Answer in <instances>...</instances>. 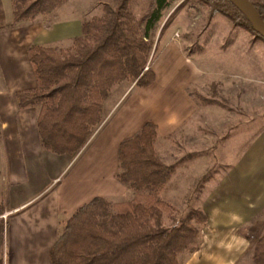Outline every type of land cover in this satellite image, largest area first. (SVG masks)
Wrapping results in <instances>:
<instances>
[{
  "label": "trees",
  "instance_id": "16d2710c",
  "mask_svg": "<svg viewBox=\"0 0 264 264\" xmlns=\"http://www.w3.org/2000/svg\"><path fill=\"white\" fill-rule=\"evenodd\" d=\"M65 1L9 0L11 23L45 17ZM174 1L149 0L145 12L135 19L132 0H111L98 16L81 22L80 35L68 48H26L35 86L16 92L14 99L18 110L36 109L35 127L44 152L55 156L80 152L101 123L102 104L113 86L127 82L144 89L153 83V38L163 12ZM186 1L215 10L264 43L228 1ZM248 1L264 23V0ZM157 139L156 125L145 122L119 142L113 179L131 192V198L115 202L93 197L59 220L48 255L51 264H180L178 255L197 250L193 243L207 217L193 208L178 216L161 198L175 167L159 158ZM2 212L0 206V215ZM262 221L264 224V211ZM239 234L250 241L245 233ZM251 262L264 264V234L252 243Z\"/></svg>",
  "mask_w": 264,
  "mask_h": 264
},
{
  "label": "crops",
  "instance_id": "0c3cea01",
  "mask_svg": "<svg viewBox=\"0 0 264 264\" xmlns=\"http://www.w3.org/2000/svg\"><path fill=\"white\" fill-rule=\"evenodd\" d=\"M60 6L32 22L12 24L10 2L0 0V202L2 214L8 213L0 215V264H51L59 220L91 198L113 199L123 188L113 179L119 142L145 122L156 125L158 138L169 134L197 109L186 91L198 68L165 39L151 65L153 83L134 88L140 92L138 104H128L127 97L79 158L44 152L36 109L18 110L14 94L35 86L28 46L55 47L80 35V16ZM205 201L203 246L206 251L213 241L207 256L215 257L201 264H237L264 234V128L212 184Z\"/></svg>",
  "mask_w": 264,
  "mask_h": 264
},
{
  "label": "rangeland",
  "instance_id": "374dc122",
  "mask_svg": "<svg viewBox=\"0 0 264 264\" xmlns=\"http://www.w3.org/2000/svg\"><path fill=\"white\" fill-rule=\"evenodd\" d=\"M104 4L111 5V0H67L60 7L73 11L84 21L98 16ZM148 4L149 0H132L135 19L145 12ZM165 39L191 58L198 68V78L187 88L197 105L195 113L171 133L159 136L155 143L161 161L175 167L161 198L178 216H184L192 208L204 213L212 184L264 128V43L232 25L215 10L192 6L186 0H175L163 12L153 38L152 63ZM71 40L54 48H68ZM138 94L140 92L127 82L113 86L102 104L101 123L90 143L74 154L73 159L87 151L127 97L128 104H138ZM131 196L130 191L121 188L111 200L124 202ZM0 206L5 207L3 202ZM2 215L6 218L8 213ZM204 227L193 243L197 250L178 255L180 264H201L215 257L207 256L213 241H209L204 250ZM237 264H252L251 251H246Z\"/></svg>",
  "mask_w": 264,
  "mask_h": 264
},
{
  "label": "water",
  "instance_id": "95a60500",
  "mask_svg": "<svg viewBox=\"0 0 264 264\" xmlns=\"http://www.w3.org/2000/svg\"><path fill=\"white\" fill-rule=\"evenodd\" d=\"M228 1L236 10H238L247 22L250 24L253 31L264 40V23L261 21L259 15L249 3L248 0H226Z\"/></svg>",
  "mask_w": 264,
  "mask_h": 264
},
{
  "label": "built area",
  "instance_id": "2783aa9c",
  "mask_svg": "<svg viewBox=\"0 0 264 264\" xmlns=\"http://www.w3.org/2000/svg\"><path fill=\"white\" fill-rule=\"evenodd\" d=\"M6 215H2V218H5Z\"/></svg>",
  "mask_w": 264,
  "mask_h": 264
}]
</instances>
